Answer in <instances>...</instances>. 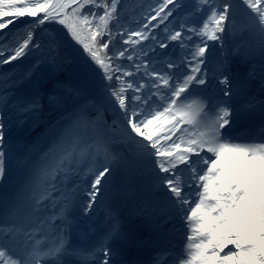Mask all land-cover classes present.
Here are the masks:
<instances>
[{
  "label": "snow or ice",
  "instance_id": "1",
  "mask_svg": "<svg viewBox=\"0 0 264 264\" xmlns=\"http://www.w3.org/2000/svg\"><path fill=\"white\" fill-rule=\"evenodd\" d=\"M240 13L250 21L242 28L259 37L261 62L249 76L264 94V0H192L190 10L185 0H155L127 29L120 0H0V67L39 53L23 73L0 72V179L11 151L6 125L37 120L45 100L60 117L47 149L34 159L30 149L20 188L0 200V264H144L127 259L131 235L117 211L107 209L99 226L91 217L95 205L129 194L147 160L154 166L132 207L154 228L171 224L186 236V249H169L171 264H264V142L231 135L242 83L228 67L227 42ZM50 25L82 52L62 58L71 43ZM37 30L46 43L34 40ZM42 66L49 82L67 67L77 83L49 90L37 80ZM191 97L200 103H186ZM247 107L259 113L264 141V99L249 97ZM194 121L203 130L188 135L182 125Z\"/></svg>",
  "mask_w": 264,
  "mask_h": 264
},
{
  "label": "trees",
  "instance_id": "2",
  "mask_svg": "<svg viewBox=\"0 0 264 264\" xmlns=\"http://www.w3.org/2000/svg\"><path fill=\"white\" fill-rule=\"evenodd\" d=\"M192 3V0H185ZM149 5L155 6V0H120V15L122 17L121 23L123 24L124 28H136L138 26V22L143 19L144 14L148 10ZM249 19L247 21V24L249 23ZM242 25H244L238 18L236 29L231 34V39L234 37H238V31L240 28H242ZM50 29H55L56 33L62 37L65 41H68L71 43L72 47H69L68 43H65L62 45L60 49V56L62 58H71L72 56L76 55V53L73 51V43L71 41V37L67 36L66 30L63 29L60 25H50L48 26ZM119 30V26H116ZM18 29L17 36L15 39L19 42H22L23 38H25V33L27 29L24 28V25L16 27ZM250 38L255 43L258 41L259 37L254 35L253 32L248 31ZM34 40H39L41 42L46 43L47 41V33L42 32L40 30H37L34 35ZM211 42V41H210ZM215 42H211V44H214ZM81 52L82 49L79 45H77ZM117 47H119V44H117ZM39 53L36 52L33 54V56L26 59L25 62L19 63L18 66L15 68V71L17 73H23L32 63H35L36 56H38ZM25 59V58H24ZM10 68L0 70V72H7ZM71 68H65L61 72H58L54 77L51 78V82H49V77L46 70H41L37 74V80H42V82L46 85V87L51 90V88L55 87V81L57 82H64L68 71Z\"/></svg>",
  "mask_w": 264,
  "mask_h": 264
},
{
  "label": "rangeland",
  "instance_id": "3",
  "mask_svg": "<svg viewBox=\"0 0 264 264\" xmlns=\"http://www.w3.org/2000/svg\"><path fill=\"white\" fill-rule=\"evenodd\" d=\"M185 4L189 6V10H190L191 3L189 1H185ZM30 19L31 18H28V19H25L23 21H28ZM197 19H198V17H197ZM23 21L21 23H23ZM238 35L239 36L236 39V41H233L232 49L229 50L230 55H229L228 67L231 68V66L233 64V61L235 63H239V64L245 65L246 66V69L248 68V63H249V65L251 64L253 66L254 65H257V63H260L261 62V54H260V51L253 46V43L248 38V36H245L244 30L240 29ZM209 44L211 45V42H209ZM255 44L257 45V42H255ZM217 55H219V53H217ZM250 56H251V58H250ZM243 57H245L247 59L249 58V59L245 61L243 59ZM25 61H26V59L20 58V60H18V61H13L11 63V65H3L2 67H0V70H4V69H7V68H14L15 69L18 66L19 63H23ZM246 62H247V64H246ZM41 70L48 71L46 66H42L41 67ZM73 76L74 75H73L72 69H70L68 71V73H67V76H66L64 82L60 83V82L55 81V87L57 86V84H62L64 86H66V87H71V84H70L71 79L70 78H72ZM51 89H53V88H51ZM50 110H52V108H50L48 106V104H47V102L45 100L44 106H43V109H42V111L40 113L39 118L37 120H35V121L30 120V123L32 125L39 124L42 121L43 117H45V115ZM5 115L7 116V113ZM109 116L111 117V115H109ZM6 130H7V128L5 127V131ZM99 206H102V204L95 205L94 206V212H93L92 216H95L96 215L97 209H98Z\"/></svg>",
  "mask_w": 264,
  "mask_h": 264
},
{
  "label": "bare ground",
  "instance_id": "4",
  "mask_svg": "<svg viewBox=\"0 0 264 264\" xmlns=\"http://www.w3.org/2000/svg\"><path fill=\"white\" fill-rule=\"evenodd\" d=\"M25 19H28V17L22 18V20H25ZM10 27H12V26H10ZM250 58H251V56H250ZM243 59L246 61L249 58L247 59V58L243 57ZM246 64H247V62H246ZM259 64L260 63H257V65H254V66H256L258 68ZM252 67H253V65H251V64L249 65V63H248L247 79L251 80L252 83L255 85L256 90L258 92H260L259 91V89H260V79H259L258 75L256 77H250L249 76V72L252 69ZM89 110L92 111L93 109L90 107ZM56 112H57V110H55V109L50 110L45 115L46 116L45 118L48 119L51 115L55 114ZM35 126L36 125H32L30 123V120H26L23 123H20V122H18V121H16L14 119L11 124L6 125L7 130L5 131V139L6 140H11V139H16V138H21V137H23L25 135L29 136L33 132ZM37 126H39V125H37ZM225 167L226 168H233V166L230 165V164L225 165ZM236 170H239V169L237 168Z\"/></svg>",
  "mask_w": 264,
  "mask_h": 264
},
{
  "label": "water",
  "instance_id": "5",
  "mask_svg": "<svg viewBox=\"0 0 264 264\" xmlns=\"http://www.w3.org/2000/svg\"><path fill=\"white\" fill-rule=\"evenodd\" d=\"M72 43H73V48H74V50H75V49H76V44H75L74 41H72Z\"/></svg>",
  "mask_w": 264,
  "mask_h": 264
}]
</instances>
